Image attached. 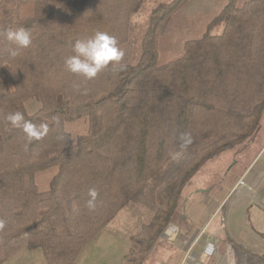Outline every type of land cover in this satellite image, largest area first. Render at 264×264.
Masks as SVG:
<instances>
[{
	"label": "trees",
	"instance_id": "obj_1",
	"mask_svg": "<svg viewBox=\"0 0 264 264\" xmlns=\"http://www.w3.org/2000/svg\"><path fill=\"white\" fill-rule=\"evenodd\" d=\"M185 1L153 7L135 63L110 64L88 80L64 63L76 40L106 31L125 44L144 0H0V264L23 246L40 248L48 264H71L188 149L132 236L127 264H143L200 167L255 131L264 113V0H228L182 55L161 64L158 39ZM10 27L32 35L15 57L6 52L15 47L4 36ZM30 99L40 103L32 113ZM17 111L49 126L27 150L24 132L5 119ZM182 137L191 143L182 147ZM89 189L98 192L95 209ZM225 239L231 264H264V253Z\"/></svg>",
	"mask_w": 264,
	"mask_h": 264
},
{
	"label": "rangeland",
	"instance_id": "obj_2",
	"mask_svg": "<svg viewBox=\"0 0 264 264\" xmlns=\"http://www.w3.org/2000/svg\"><path fill=\"white\" fill-rule=\"evenodd\" d=\"M172 0H144L134 16V26L128 41L121 45L124 56L117 64H133L141 54L142 40L149 25L151 11L159 3ZM228 0H186L172 14L166 31L158 39V62L164 64L183 54L185 42L198 38L207 24L217 15ZM28 112H35L40 103L35 99L26 102ZM264 146V113L255 131L235 147L210 158L183 190L176 213H185L198 221L208 222L209 232H217L222 205L245 167ZM264 150V149H263ZM263 153V152H262ZM261 153V154H262ZM261 156V155H260ZM191 158L188 149L178 151L146 183L141 201L131 202L81 248L71 264H127L132 236L151 216L150 200L157 190L175 175ZM263 158V157H262ZM228 204V203H227ZM162 238V237H161ZM158 243L156 248L160 245ZM228 248L231 247L228 243ZM155 248V250H157ZM153 250L143 264H157ZM2 264H48L40 248L23 246L13 252ZM210 264H217L215 258Z\"/></svg>",
	"mask_w": 264,
	"mask_h": 264
},
{
	"label": "crops",
	"instance_id": "obj_3",
	"mask_svg": "<svg viewBox=\"0 0 264 264\" xmlns=\"http://www.w3.org/2000/svg\"><path fill=\"white\" fill-rule=\"evenodd\" d=\"M263 149L264 146L230 189L218 231L209 232L208 225L216 211L203 222L185 213H175L156 250L157 264H210L214 258L217 264H231L226 236L254 252L264 253Z\"/></svg>",
	"mask_w": 264,
	"mask_h": 264
},
{
	"label": "clouds",
	"instance_id": "obj_4",
	"mask_svg": "<svg viewBox=\"0 0 264 264\" xmlns=\"http://www.w3.org/2000/svg\"><path fill=\"white\" fill-rule=\"evenodd\" d=\"M5 39L15 47H8L6 52L15 57L20 49L28 48L32 44V35L25 28H7L4 32ZM75 55L67 56L64 63L71 73L79 74L88 80L94 79L110 64L118 63L124 56V51L114 35L106 31H96L92 36L78 39L73 46ZM5 119L14 127L21 129L26 136L25 150L33 141L43 139L49 132L46 123L36 125L25 119L24 114L17 111L9 113ZM188 134H184L186 137ZM182 147L191 143V139L182 137ZM90 199L87 201L89 209H95L98 192L89 189ZM210 251V250H209Z\"/></svg>",
	"mask_w": 264,
	"mask_h": 264
},
{
	"label": "built area",
	"instance_id": "obj_5",
	"mask_svg": "<svg viewBox=\"0 0 264 264\" xmlns=\"http://www.w3.org/2000/svg\"><path fill=\"white\" fill-rule=\"evenodd\" d=\"M240 183H241V184H244V181H243V180H240Z\"/></svg>",
	"mask_w": 264,
	"mask_h": 264
}]
</instances>
